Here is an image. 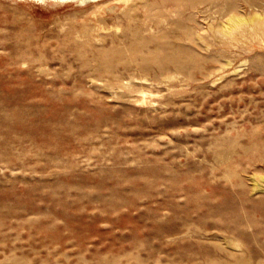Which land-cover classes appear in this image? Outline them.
Wrapping results in <instances>:
<instances>
[{
  "label": "rangeland",
  "instance_id": "374dc122",
  "mask_svg": "<svg viewBox=\"0 0 264 264\" xmlns=\"http://www.w3.org/2000/svg\"><path fill=\"white\" fill-rule=\"evenodd\" d=\"M79 2L0 0V264H264V0Z\"/></svg>",
  "mask_w": 264,
  "mask_h": 264
},
{
  "label": "bare ground",
  "instance_id": "6f19581e",
  "mask_svg": "<svg viewBox=\"0 0 264 264\" xmlns=\"http://www.w3.org/2000/svg\"><path fill=\"white\" fill-rule=\"evenodd\" d=\"M23 1H36V2H42V3H51V4H60V3L64 4V3H70V2H73V1H80L79 3H81V2H88V1H92V2L99 3L102 0H23ZM122 1L129 2V0H122ZM152 1H154V0H152ZM140 3H142V2H140ZM152 5H154V4H152ZM146 7H147V4H146ZM111 9H113V8H111ZM139 9H141V8H139ZM153 10H154V8H153ZM128 17H130V15ZM225 17H226V19L222 22L223 33L226 34V35H229L231 37H234V38H241V37H243L244 38V37H249V35L255 37V35L261 36V34L264 32V29L260 28L259 26L258 27H253L252 28V30H253L252 32L247 31L245 29H240V27H239V25L241 23H245V22H249V21H253V20H262V15L260 13H257L256 15H254L252 17H243V16H240V15H237L233 11H229V12L226 13ZM113 19L114 18H112V20ZM226 64H227V66L228 65H231L230 60H228L226 62ZM232 150H233V147H232ZM253 180H254V186H253L254 190L261 189L264 192V175H261L258 178V175L255 174L253 176ZM20 263L24 264L23 262H19L18 264H20Z\"/></svg>",
  "mask_w": 264,
  "mask_h": 264
}]
</instances>
